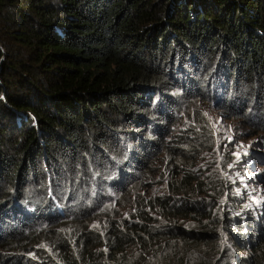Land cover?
Masks as SVG:
<instances>
[{
    "label": "trees",
    "instance_id": "trees-1",
    "mask_svg": "<svg viewBox=\"0 0 264 264\" xmlns=\"http://www.w3.org/2000/svg\"><path fill=\"white\" fill-rule=\"evenodd\" d=\"M192 85L207 102L225 92L220 106L227 112L242 113L234 106L252 102L251 118L264 125V0H0V182L15 172L14 190L0 198V213L13 219L0 226V246L33 245L39 256L41 233L48 255L33 264H264V216L255 221L243 209L235 217L217 193L195 198L219 180L186 173L213 150L210 125L192 128V141L183 134L165 147L159 175L172 178L167 189L175 196L138 194L128 217L117 218L123 205H116L112 216L102 210L92 217L96 227L81 205L51 229L23 224L35 211H54L43 154L52 180L89 199L93 183L126 180L121 161L135 154L127 141L136 140L144 156L127 162L126 171L142 176L163 148L154 129L170 99L163 96ZM85 161L88 193L80 181ZM29 185L40 200L25 198ZM120 188L108 184L105 191Z\"/></svg>",
    "mask_w": 264,
    "mask_h": 264
},
{
    "label": "rangeland",
    "instance_id": "rangeland-1",
    "mask_svg": "<svg viewBox=\"0 0 264 264\" xmlns=\"http://www.w3.org/2000/svg\"><path fill=\"white\" fill-rule=\"evenodd\" d=\"M184 71L187 73L189 72L190 74V70L185 69ZM178 74H181V71H178ZM192 75L195 77V79L198 78V76L193 72ZM223 89H226L227 92L232 90L231 86H224ZM200 92L202 91L200 90ZM200 92H195V86L192 85V88L189 90V92L182 91L180 93L178 92L180 95L174 94L169 95L168 97L163 96L162 101L170 98L166 102V106L164 105L166 112L163 115L161 112L158 114L156 113L154 116L155 123H158L155 124V126L167 127V129L163 128L162 131L161 128L160 130H157L158 128L154 126V129L157 131H155V133L162 137L161 142L163 148L160 152L161 154L159 153L151 159V162L143 171L142 176L140 175L142 172L138 171L136 174L134 173V170L129 169L127 176L130 177L131 180H129L127 184H125L124 187H121L119 190H115V192L112 191L114 195L110 198L106 196L109 195L110 192L105 191V188L112 179H104L103 181L105 185L101 184L98 186V183L92 184V190L89 194L92 195L93 199H89L87 197L88 195L82 197L81 192L73 191V187L68 188L65 185V180L60 181L59 179H55L54 181L51 179V174L43 154L40 168L41 170L44 169V180L46 181V185L50 186L47 189L45 195L56 200V206L59 204L61 207L67 208L65 211V218L69 216V209L74 208L75 205H80L81 200L83 199L81 205L83 208H87L88 206L90 208L92 207L90 209V211H92L90 215L92 214V216L83 218L92 219V221L90 220L88 222L90 227H94V225L97 226L99 223L96 218L92 217L99 214L102 210H106L108 212V216H112L113 208L116 205H123V207L120 208V216L116 217H128L130 211L133 209L132 203L136 200L138 194L143 199L149 198L153 195L175 196L170 194V191L167 189V184L170 182V180H172V178H168L166 176L161 177L159 175V171L162 169L164 164L165 147H167V144H172L171 146H173L172 142L179 144V142L183 140V134L190 135L186 138L189 137V141H192V139H194V135L193 133L189 134V131L192 128L198 132V130L200 131V129H202V126L207 127L210 125L212 136L214 137L213 150L210 152H204V155L201 156L200 160L194 164L190 170H186V173L188 176L189 171L191 174H197L202 180L205 176L210 177L211 183L216 178V175L219 180H217L218 182L215 184V186L212 184L215 189L206 193L202 192L201 194L196 195L195 198H201L202 196L217 193V198L220 197L219 202L221 205L223 207H227V210L235 217H237L236 215L242 209L251 212V214L255 217L263 215L264 125L261 124L262 122H260L259 118H251L252 102H248L244 106H239L237 104L234 106L232 104L238 110H241L242 107V110H244L242 113L241 111L232 109V107H230V111L227 112V108H221L220 105L222 103L220 102H212L211 99H209L208 102L204 101ZM224 94L225 92L223 93V97ZM173 105H175L174 109H172ZM168 108H170L172 112H175L176 110V113L169 115ZM33 125L35 124L33 123ZM35 130L39 131L38 127H36ZM143 137L145 138L144 140H141V144L145 145V141L148 136ZM136 142V140L134 142L127 141L129 152H134L135 154H132L134 156L133 158H130V154H128L123 161L120 160L121 163L125 164L127 161L130 163L136 157L141 158L144 156V154L135 147ZM87 156L90 157L89 155ZM180 160L181 159H177V162L180 163ZM84 163L85 164L82 165L84 168H81L80 170L81 175H83L82 178L84 179H80V181L84 180L85 192L88 193V166L86 165V161ZM11 172L12 175L10 173L8 176L7 183L4 182V176L2 182H0V186L3 188V193L0 196L1 199L5 198L9 192L14 190L11 183V178L15 172ZM115 172H117L116 168L105 172L103 177L112 175ZM135 174L140 176V178L136 181H133ZM56 178H58V176ZM203 188L204 187L197 186L194 189L202 191ZM68 189L72 191V194L69 193ZM23 192L25 198L31 200L32 202L40 200V196L38 195L39 190L35 191L32 185H29V187L23 190ZM75 192L77 194H75ZM60 194L61 196L59 198L58 196ZM234 197L239 198L241 202L239 204L231 202L230 198ZM13 198H16V196ZM19 212H21V210H19ZM38 212L40 211L38 210L33 214L26 215L23 218V224L28 223L30 226L42 224L45 221L49 222L46 223L45 226L51 229L53 226L51 224H53V222L50 221H54V218L49 219L47 217H39ZM58 219L61 218H57L56 220ZM9 220L13 221V219L7 216L5 213H0V226H3ZM83 222L84 220L82 223ZM61 229L62 227L59 225L54 228L56 231H61ZM35 239L38 242L35 248L42 252L41 255L33 256L31 253V247H34L33 245H26L23 248H5L0 246V264H12L11 261L14 257L17 258V260H15L16 264H33L35 260H46L45 256L48 255V251L43 246V243L46 240L45 234L39 233L38 237Z\"/></svg>",
    "mask_w": 264,
    "mask_h": 264
},
{
    "label": "clouds",
    "instance_id": "clouds-1",
    "mask_svg": "<svg viewBox=\"0 0 264 264\" xmlns=\"http://www.w3.org/2000/svg\"><path fill=\"white\" fill-rule=\"evenodd\" d=\"M213 101H215L216 103H218V102H220V103H224L225 101H224V98H220L219 100H215V99H212V102ZM156 128H158V126H155ZM133 153H130V158H133L134 156L132 155ZM135 159H133L132 161H134ZM127 162H129V161H127ZM127 162H125V164H124V168H125V173H126V180L124 181V183L122 184V185H116V183H115V181H116V178H115V175L114 176H112V177H110L109 179H112L110 182H109V185L110 186H119V187H123L125 184H127V182L129 181V180H131L130 179V177H128L127 176V174L129 173V171H126V168H127ZM131 163V162H130ZM112 184V185H111ZM106 191H109L110 192V194L109 195H106V193H105V195L107 196V197H111V196H113L114 195V193L109 189V190H106ZM52 198V197H51ZM235 199H238V203H240L241 202V200H239V198H237V197H234ZM52 200H53V203H54V211H53V213H51V214H48V215H46V216H42V217H47V218H49V219H52V218H54L55 220L57 219V218H61L62 220L63 219H69L70 217L69 216H67V218H65L66 216H65V211L67 210V208L66 207H61L59 204H57V206H56V200H54L53 198H52ZM80 205H82V201H81V204ZM87 206H88V204H87ZM92 208V207H91ZM89 206L87 207V208H83V207H81V209H91ZM75 210V208H70L69 209V215H70V212L71 211H74ZM243 210V209H242ZM242 210H240L239 212H242ZM250 214H251V212H249ZM252 215V214H251ZM261 216H264V214L263 215H261ZM261 216H259V217H255L254 215H252V217L254 218V220L255 221H259V218L261 217ZM51 222V221H50ZM43 223H49V222H43ZM43 223L42 224H37L36 226H41V225H43ZM244 223V222H243ZM25 224H28V223H25Z\"/></svg>",
    "mask_w": 264,
    "mask_h": 264
},
{
    "label": "snow or ice",
    "instance_id": "snow-or-ice-1",
    "mask_svg": "<svg viewBox=\"0 0 264 264\" xmlns=\"http://www.w3.org/2000/svg\"><path fill=\"white\" fill-rule=\"evenodd\" d=\"M94 227H96V226L94 225Z\"/></svg>",
    "mask_w": 264,
    "mask_h": 264
}]
</instances>
